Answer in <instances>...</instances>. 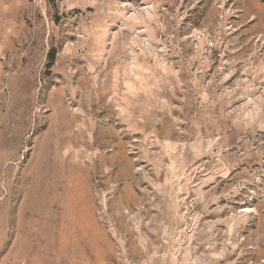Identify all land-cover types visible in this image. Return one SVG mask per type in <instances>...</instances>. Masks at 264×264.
Instances as JSON below:
<instances>
[{"label": "rangeland", "instance_id": "rangeland-1", "mask_svg": "<svg viewBox=\"0 0 264 264\" xmlns=\"http://www.w3.org/2000/svg\"><path fill=\"white\" fill-rule=\"evenodd\" d=\"M0 264H264V0H0Z\"/></svg>", "mask_w": 264, "mask_h": 264}, {"label": "trees", "instance_id": "trees-1", "mask_svg": "<svg viewBox=\"0 0 264 264\" xmlns=\"http://www.w3.org/2000/svg\"><path fill=\"white\" fill-rule=\"evenodd\" d=\"M54 58H53V56H52V58H51V62H53L54 60H53Z\"/></svg>", "mask_w": 264, "mask_h": 264}]
</instances>
